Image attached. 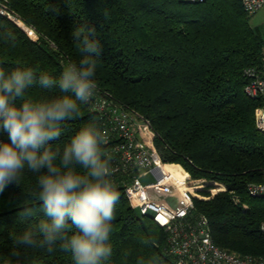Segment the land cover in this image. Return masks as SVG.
<instances>
[{
  "label": "trees",
  "instance_id": "16d2710c",
  "mask_svg": "<svg viewBox=\"0 0 264 264\" xmlns=\"http://www.w3.org/2000/svg\"><path fill=\"white\" fill-rule=\"evenodd\" d=\"M7 1L37 31L38 39L0 15V33L10 31L15 37L14 46L0 41V66L5 71L27 67L58 79L68 61L81 59L72 36L81 25L95 27L103 45L96 93L81 105L78 117L65 122L53 147L62 149L88 123L104 131L106 123L94 103L112 101L151 123L164 161L182 164L193 179L224 184L213 196L194 199L195 214L209 219L213 241L241 255H264V197H253L247 190L250 182L263 180L264 133L256 126V109L264 98L250 97L244 90L245 69L264 68V38L240 0ZM28 95L62 93L36 85ZM102 147L112 167L117 159L111 143ZM130 176L129 171L112 172L119 193L112 264H136L137 257L151 254L158 255L161 264H176L167 251L166 229L149 216H138L130 205L122 182ZM35 180L26 174L21 185L10 184L0 193V264H18L11 256L12 236L32 222L19 215L25 206L39 210L33 196ZM231 191L248 203L247 209L234 203ZM141 237H150L152 247H144ZM20 264L72 261L70 254L60 251L29 249Z\"/></svg>",
  "mask_w": 264,
  "mask_h": 264
},
{
  "label": "clouds",
  "instance_id": "9594fccd",
  "mask_svg": "<svg viewBox=\"0 0 264 264\" xmlns=\"http://www.w3.org/2000/svg\"><path fill=\"white\" fill-rule=\"evenodd\" d=\"M72 36L81 59L68 61L58 79L32 68L5 71L0 66V134L7 137L0 140V193L33 174V196L39 202L38 211L25 206L19 213L32 222L12 236L11 256L18 264L29 249L70 254L72 264H112L119 193L111 178V157L102 147L105 133L95 122L88 123L62 149L53 147L65 122L80 115L81 105H87L98 88L95 75L103 45L96 28L81 25ZM0 41L14 46V34L2 32ZM36 85L58 88L62 95L29 96ZM140 243L151 248L154 241L141 237ZM136 264L161 261L151 254L137 257Z\"/></svg>",
  "mask_w": 264,
  "mask_h": 264
},
{
  "label": "built area",
  "instance_id": "2783aa9c",
  "mask_svg": "<svg viewBox=\"0 0 264 264\" xmlns=\"http://www.w3.org/2000/svg\"><path fill=\"white\" fill-rule=\"evenodd\" d=\"M240 1L251 15L264 5V0ZM0 15L9 18L31 38L38 39L37 31L12 10L7 0H0ZM245 75L248 78L245 92L253 98H264V68L249 66ZM93 108L106 123L105 140L111 143L117 159L111 167L112 172H130V178L122 181L125 195L138 216H149L166 229L167 251L176 264H264V255H241L220 247L213 241L208 217L195 214V197L206 199L222 191V182L193 179L182 164L164 161L155 146L156 131L149 121L106 99L96 100ZM256 126L264 133V104L256 109ZM150 174L154 180L147 178L144 182L141 177ZM262 177V181L248 184L251 196L264 197V168ZM212 183L214 186L208 187ZM204 190L210 195H203L200 191ZM231 195L234 203L248 208V203L235 191H231ZM261 229L264 231V222Z\"/></svg>",
  "mask_w": 264,
  "mask_h": 264
},
{
  "label": "rangeland",
  "instance_id": "374dc122",
  "mask_svg": "<svg viewBox=\"0 0 264 264\" xmlns=\"http://www.w3.org/2000/svg\"><path fill=\"white\" fill-rule=\"evenodd\" d=\"M250 22L254 27H257L258 30L261 32L264 38V5L254 14L250 15ZM17 25V24H16ZM142 180L145 182L148 178V181L154 180V176L150 174L147 177H141Z\"/></svg>",
  "mask_w": 264,
  "mask_h": 264
},
{
  "label": "snow or ice",
  "instance_id": "6c2138e0",
  "mask_svg": "<svg viewBox=\"0 0 264 264\" xmlns=\"http://www.w3.org/2000/svg\"><path fill=\"white\" fill-rule=\"evenodd\" d=\"M166 222V221H165Z\"/></svg>",
  "mask_w": 264,
  "mask_h": 264
}]
</instances>
